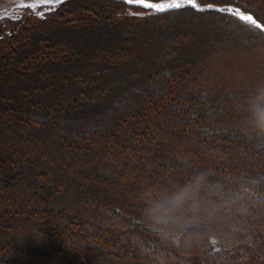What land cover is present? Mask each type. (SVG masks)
Returning a JSON list of instances; mask_svg holds the SVG:
<instances>
[{
    "label": "trees",
    "instance_id": "obj_1",
    "mask_svg": "<svg viewBox=\"0 0 264 264\" xmlns=\"http://www.w3.org/2000/svg\"><path fill=\"white\" fill-rule=\"evenodd\" d=\"M197 5L0 18V264H264L245 104L264 85V0ZM190 185L199 210L161 236L146 209Z\"/></svg>",
    "mask_w": 264,
    "mask_h": 264
},
{
    "label": "clouds",
    "instance_id": "obj_2",
    "mask_svg": "<svg viewBox=\"0 0 264 264\" xmlns=\"http://www.w3.org/2000/svg\"><path fill=\"white\" fill-rule=\"evenodd\" d=\"M246 121L249 130L258 137H264V85H257L245 98ZM195 189L190 185L175 192L165 203L154 204L146 209L147 222L161 236L180 226L185 211H198Z\"/></svg>",
    "mask_w": 264,
    "mask_h": 264
},
{
    "label": "snow or ice",
    "instance_id": "obj_3",
    "mask_svg": "<svg viewBox=\"0 0 264 264\" xmlns=\"http://www.w3.org/2000/svg\"><path fill=\"white\" fill-rule=\"evenodd\" d=\"M64 0H37V3L39 4H45V5H59L61 3H63ZM125 2L129 5H142L144 8L147 9H152L155 10L157 12H164L166 10H171V9H180L185 5H190L192 6L194 9L197 8V0H168V2H163V3H150L148 2V0H125ZM16 7L18 8H35L36 4H25L24 0H20V2L16 5ZM209 8H211L212 6L209 5ZM220 11H223V9H220ZM229 12L232 11L231 8L228 9ZM239 18L243 21L249 22L253 25H255V27L257 28H262V25L257 23V21L251 16V15H244L242 13H240L237 10L236 13ZM39 15H43V13H39ZM14 18H18V17H14Z\"/></svg>",
    "mask_w": 264,
    "mask_h": 264
},
{
    "label": "rangeland",
    "instance_id": "obj_4",
    "mask_svg": "<svg viewBox=\"0 0 264 264\" xmlns=\"http://www.w3.org/2000/svg\"><path fill=\"white\" fill-rule=\"evenodd\" d=\"M16 1L20 2V0H16ZM34 1L35 0H24V3L25 4H36L35 8H28V7L18 8L16 6H13L8 10L1 11L0 12V18L2 16H5V15L10 16V17H15V16H18L21 13H25V12L26 13H32V14L35 13V14L39 15V13H44L46 11H49L56 6V5H45V4L32 3ZM166 2H168V1H166ZM211 248H214V249L217 248L216 242L212 243Z\"/></svg>",
    "mask_w": 264,
    "mask_h": 264
},
{
    "label": "bare ground",
    "instance_id": "obj_5",
    "mask_svg": "<svg viewBox=\"0 0 264 264\" xmlns=\"http://www.w3.org/2000/svg\"><path fill=\"white\" fill-rule=\"evenodd\" d=\"M166 1H168V0H163V1H159V2H150V1H148V2H150V3H163V2H166ZM18 2L19 1H16V0H0V12L4 11V10H8V9H10L13 6H16L18 4ZM32 3H37V0H35ZM229 8L232 9L231 13H234L237 10L236 8H233V7H227V11H228Z\"/></svg>",
    "mask_w": 264,
    "mask_h": 264
},
{
    "label": "water",
    "instance_id": "obj_6",
    "mask_svg": "<svg viewBox=\"0 0 264 264\" xmlns=\"http://www.w3.org/2000/svg\"><path fill=\"white\" fill-rule=\"evenodd\" d=\"M139 6H142V5H139Z\"/></svg>",
    "mask_w": 264,
    "mask_h": 264
}]
</instances>
